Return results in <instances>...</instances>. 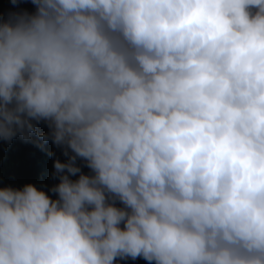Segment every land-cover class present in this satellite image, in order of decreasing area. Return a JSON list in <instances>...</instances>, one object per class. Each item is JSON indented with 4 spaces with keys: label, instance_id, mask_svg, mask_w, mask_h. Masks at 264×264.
<instances>
[{
    "label": "clouds",
    "instance_id": "1",
    "mask_svg": "<svg viewBox=\"0 0 264 264\" xmlns=\"http://www.w3.org/2000/svg\"><path fill=\"white\" fill-rule=\"evenodd\" d=\"M31 4L0 23V264H264V0Z\"/></svg>",
    "mask_w": 264,
    "mask_h": 264
},
{
    "label": "bare ground",
    "instance_id": "2",
    "mask_svg": "<svg viewBox=\"0 0 264 264\" xmlns=\"http://www.w3.org/2000/svg\"><path fill=\"white\" fill-rule=\"evenodd\" d=\"M19 10H20V8H19ZM26 9H25V6H24V10H22V11H25ZM21 11V10H20ZM35 11V7L33 8V11H31V10H29L28 11V13L30 12V14L31 13H33ZM41 126H42V128H43V130H44V132H48V129H46V126H45V123L43 122V121H41ZM19 136H16V137H14V138H12V140H11V142H16V139L18 138ZM48 142L49 143H51V140L49 139L48 140ZM31 144H33V143H31ZM7 145V143L3 140V139H0V150L2 151H4V149H5V146ZM13 145H17V144H13ZM21 147V145H18V148H20ZM14 150V149H13ZM59 150H60V146H56V150L55 151H57V152H59ZM37 152H38V154H39V157H37V161H36V163H37V173H38V175H40L43 171H42V157H41V148H38L37 149ZM52 152V148H50L49 150H48V152H47V172H50L49 171V167H50V165H51V163L54 161V157H53V155H49V153H51ZM57 161V160H56ZM27 167H28V171L30 172L31 171V165H32V162L31 161H27ZM11 171H14V170H11ZM4 172V171H3ZM9 174H13V172H11V173H9ZM39 179H38V181L39 182H42L43 181V177H38ZM9 179H10V181H12V182H14L15 180H14V177L13 176H9ZM56 180L55 181V183L57 184L59 181H58V179L57 178H53V177H51V176H47V180H46V183H49V182H51V181H53V180ZM23 185L22 184H19V185H17V189H19V188H21ZM50 187H53V186H50V185H47L46 186V192H47V194L46 195H48L49 197H50V199H52V193H49L48 192V188H50ZM43 189H44V187L43 186H41V185H38V187H37V190H42L43 191ZM55 199L57 198L56 197V194H55Z\"/></svg>",
    "mask_w": 264,
    "mask_h": 264
},
{
    "label": "water",
    "instance_id": "3",
    "mask_svg": "<svg viewBox=\"0 0 264 264\" xmlns=\"http://www.w3.org/2000/svg\"><path fill=\"white\" fill-rule=\"evenodd\" d=\"M41 123V122H40ZM36 124V128L37 129H40L39 127H41L40 125L41 124ZM46 126V125H45ZM42 128V127H41ZM46 129H48L47 127H46ZM6 143H8V142H6ZM21 147H20V149L21 150H23V151H25V150H31V147L32 146H27L28 145V142H26V143H22L21 142ZM56 150V146H54V147H52V152L51 153H53V157H56L57 155H64L63 154V152H65V151H67L68 149L66 148V146L65 147H61L60 146V150H59V152H57V151H55ZM65 156V155H64ZM44 157H47V153L45 152L44 153ZM66 157V156H65ZM25 174H26V171H25ZM0 179H2V176H0ZM14 179H15V181L17 180V178L16 177H14ZM26 181V180H25ZM25 182H21V184H24ZM120 227L122 228L123 227V225L121 224L120 225ZM123 264H148V262H146V261H144L142 258H140V257H137L135 260H132V259H130V258H126L125 259V261L123 262Z\"/></svg>",
    "mask_w": 264,
    "mask_h": 264
},
{
    "label": "trees",
    "instance_id": "4",
    "mask_svg": "<svg viewBox=\"0 0 264 264\" xmlns=\"http://www.w3.org/2000/svg\"><path fill=\"white\" fill-rule=\"evenodd\" d=\"M22 5L25 6V0H18V8H13L9 3V0H8V7H7V0H0V6H1L0 19L2 20V22L0 23H3L7 19V13L19 12L20 11L19 8ZM33 8L34 5L31 4V0H28L27 9L25 11L26 12H28L29 10L33 11Z\"/></svg>",
    "mask_w": 264,
    "mask_h": 264
},
{
    "label": "rangeland",
    "instance_id": "5",
    "mask_svg": "<svg viewBox=\"0 0 264 264\" xmlns=\"http://www.w3.org/2000/svg\"><path fill=\"white\" fill-rule=\"evenodd\" d=\"M20 10L22 11V10H24V6L22 5V6H20Z\"/></svg>",
    "mask_w": 264,
    "mask_h": 264
}]
</instances>
